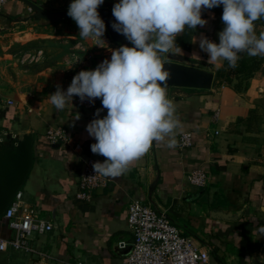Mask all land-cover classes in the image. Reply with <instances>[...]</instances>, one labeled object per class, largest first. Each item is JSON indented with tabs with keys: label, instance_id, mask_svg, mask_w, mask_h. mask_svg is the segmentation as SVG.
Returning a JSON list of instances; mask_svg holds the SVG:
<instances>
[{
	"label": "crops",
	"instance_id": "obj_1",
	"mask_svg": "<svg viewBox=\"0 0 264 264\" xmlns=\"http://www.w3.org/2000/svg\"><path fill=\"white\" fill-rule=\"evenodd\" d=\"M27 2L58 13L67 11L72 0H12L0 12V159L31 143L33 164L18 192L54 229L33 237L34 253L0 252V264H123L125 252L118 243L132 241L128 208L133 201L167 215L197 248L209 252L214 264H264V236L256 231L264 225V72L250 80L243 94L215 86L224 61L208 63L198 43L201 34L219 43L223 28L215 10L202 13L207 24L192 30L189 48L181 44L185 32L177 37L181 53L168 54L166 61L214 76L209 88L166 89L180 120L176 147L154 143L124 175L107 178L106 186L86 202L77 198L84 164L89 157L105 159L91 152L96 141L86 131L101 101L88 111L74 96L58 111L48 96L57 85L66 91L79 71L110 60L120 45L108 31L99 47L92 39H81L64 20H27L35 13ZM117 2L104 0L100 7L112 10ZM36 51L43 56L29 61ZM106 114L102 110L100 118ZM58 127L68 133L69 144L48 139V131ZM184 133L193 134L191 149L179 147ZM195 170L207 173L206 186L190 183ZM2 197L0 189V201ZM12 236L4 214L0 238Z\"/></svg>",
	"mask_w": 264,
	"mask_h": 264
},
{
	"label": "clouds",
	"instance_id": "obj_2",
	"mask_svg": "<svg viewBox=\"0 0 264 264\" xmlns=\"http://www.w3.org/2000/svg\"><path fill=\"white\" fill-rule=\"evenodd\" d=\"M104 0H72L67 15L75 21L79 37L92 39L104 47L106 25L98 8ZM223 7V29L219 43L200 35L199 48L207 53L208 63L226 61L235 68L241 53L264 57V32L257 35L255 22L264 19V0H118L112 8V28L131 44L112 50L111 58L95 69L81 70L67 90L57 85L50 94L51 104L65 109L74 96L81 102L100 99L102 108L87 126L95 139L91 152L103 156L93 163L95 175L117 178L140 160L153 144L176 147L175 135L180 120L174 101L167 96L171 73L165 68L168 54L181 53L177 37L186 29L204 27L205 10ZM193 43H197L195 38ZM79 60H76L77 63ZM107 114L100 118V112ZM79 119V116H76ZM264 236V225L256 229Z\"/></svg>",
	"mask_w": 264,
	"mask_h": 264
},
{
	"label": "built area",
	"instance_id": "obj_3",
	"mask_svg": "<svg viewBox=\"0 0 264 264\" xmlns=\"http://www.w3.org/2000/svg\"><path fill=\"white\" fill-rule=\"evenodd\" d=\"M12 0H0V12ZM29 12H32L29 8ZM43 56L39 51L31 58L38 61ZM76 56V55H74ZM78 105L84 110H93L100 99L94 103L87 100L81 102L76 96ZM48 139L53 144H69L71 138L65 129L58 127L48 131ZM194 146L193 134L184 133L180 136L179 147L188 150ZM104 159L89 157L84 164V171L79 183L77 198L91 202L93 196L106 186L107 178L95 175L93 163ZM208 175L204 170L190 173L189 181L196 187H204L208 183ZM9 228L13 232L10 239L0 238V252L9 250L16 253L30 254L36 252L32 245L35 235H44L53 231V224L43 219L37 209L23 199V193L18 192L14 201L5 213ZM128 226L132 233V241L121 240L118 248L125 252L123 264H214L208 251L197 248L193 240L183 234V231L165 214L156 211L152 206L141 201H133L128 208ZM130 250L129 253H127ZM73 264H83L76 262Z\"/></svg>",
	"mask_w": 264,
	"mask_h": 264
},
{
	"label": "water",
	"instance_id": "obj_4",
	"mask_svg": "<svg viewBox=\"0 0 264 264\" xmlns=\"http://www.w3.org/2000/svg\"><path fill=\"white\" fill-rule=\"evenodd\" d=\"M28 4L31 11L35 13L27 20L38 18L55 23L70 18L67 15V11L50 13L33 4ZM98 11L101 18L105 22L109 37L120 46L127 45L131 47V44L123 35L113 30L112 23L115 22V18L112 15V10L109 8L99 7ZM165 68L171 73V78L168 80L167 88L172 86L209 88L214 82V76L212 74L191 69L186 66L166 64ZM32 164L33 150L30 142H28L21 150L16 151L15 153H6L0 159V189L3 192V197L0 201V218L6 213L14 196L22 188ZM129 252L130 250L127 253Z\"/></svg>",
	"mask_w": 264,
	"mask_h": 264
},
{
	"label": "trees",
	"instance_id": "obj_5",
	"mask_svg": "<svg viewBox=\"0 0 264 264\" xmlns=\"http://www.w3.org/2000/svg\"><path fill=\"white\" fill-rule=\"evenodd\" d=\"M216 11V10H215ZM223 10L216 13L222 16ZM264 25V19H261ZM63 23L73 32L79 31L76 23L72 19H66ZM222 24V21H221ZM223 28V24H222ZM107 33V30H106ZM192 30L186 29L185 34L182 40V46L185 48H189L188 42L190 41ZM240 59L238 61V66L235 68L228 67L226 61H224V65L216 71V78H215V86L216 87H230L238 94L245 93L250 85V80L255 77L257 73L264 72L263 64H264V57L256 56L250 57L247 53H241Z\"/></svg>",
	"mask_w": 264,
	"mask_h": 264
},
{
	"label": "rangeland",
	"instance_id": "obj_6",
	"mask_svg": "<svg viewBox=\"0 0 264 264\" xmlns=\"http://www.w3.org/2000/svg\"><path fill=\"white\" fill-rule=\"evenodd\" d=\"M213 9L216 10L217 12H220L221 10H223V7L222 6H219V7L213 8ZM255 31H256L257 35H259L260 32H264V25H263V23H262L261 20H258V21L255 22ZM37 53H38V51H36L35 53H31V56L30 57L32 58ZM30 57H29V61H31V58ZM263 70H264V64H263Z\"/></svg>",
	"mask_w": 264,
	"mask_h": 264
}]
</instances>
